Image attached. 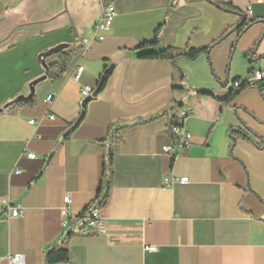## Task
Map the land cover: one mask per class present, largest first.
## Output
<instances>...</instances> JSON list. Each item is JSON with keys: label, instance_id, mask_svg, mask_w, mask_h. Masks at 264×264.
I'll return each instance as SVG.
<instances>
[{"label": "crops", "instance_id": "crops-1", "mask_svg": "<svg viewBox=\"0 0 264 264\" xmlns=\"http://www.w3.org/2000/svg\"><path fill=\"white\" fill-rule=\"evenodd\" d=\"M106 1L116 10L112 27L84 51ZM228 1L243 19L208 0H0V264L17 254L22 264H45L68 235L72 264H264V87L240 89L226 103L200 94L225 98L235 81L264 70V0ZM242 20L251 26L230 32L209 57L176 66L139 58L160 27L152 50L205 48ZM71 44L82 49L66 74L43 79L38 55ZM111 66L85 105L82 88H97ZM180 109H189L190 146L164 154ZM47 112L56 120L29 124ZM112 125L128 126L111 146L107 202L85 212L101 190L99 142ZM242 126L262 148L241 137L231 149L228 132ZM5 201L23 215L11 218ZM93 211L103 216L101 232L84 234Z\"/></svg>", "mask_w": 264, "mask_h": 264}, {"label": "trees", "instance_id": "trees-1", "mask_svg": "<svg viewBox=\"0 0 264 264\" xmlns=\"http://www.w3.org/2000/svg\"><path fill=\"white\" fill-rule=\"evenodd\" d=\"M208 1L212 5L219 8L220 10H223L227 13L240 15L242 19L244 18V15L240 13L239 10H237L228 0H208ZM251 24L252 22L246 23V21L242 20L238 25L227 30L219 39H217L216 41H214L208 47H205V48H192L190 46H187L183 49L168 47V48L158 49L157 51L152 50V49L159 48L160 46V34L162 31V27H160L155 31L153 41L143 43L137 48V51L143 52L142 54L139 55L140 59L169 60L172 62L174 66H176L179 60H186V61L192 62V61H196L201 56L209 57L211 49L216 44L221 42L230 32L238 31V37H239L251 26ZM66 46L67 48L61 51H58V52L50 53L53 49L56 48L54 47V48L45 50L38 55V58H37L38 62L41 64L45 72V76L43 77V79H48L51 82H56L60 80V78L66 74L72 61L79 55L82 49L76 46L75 44L66 45ZM146 50H152V51L144 52ZM107 77L104 83L101 85L100 89H103V87L105 86ZM263 87H264V83L260 85V88H263ZM200 94L213 97L220 102L226 103V102H230L233 99L234 95L236 94V91L232 90L230 94L226 96L225 98H217L214 95V93L207 92V91L200 92ZM34 103H35L34 97L29 98L28 100H25V101H17L16 99L12 101L10 104L6 105L4 109H7V111H15L19 108L25 107L27 105H32ZM145 122H140V123H145ZM127 126L128 125L110 126L107 130V133L104 139L99 142V144H101L102 147L104 148V153H105L104 169H103L102 180H101V190L98 193V196L96 197V199L87 206L85 212H88L90 209L94 207H95V210L102 209L106 205L108 194H105V196H102V190L106 188H110L111 179H112L113 172H114L113 171V151H112L111 146L114 140L119 139L121 131L125 129ZM228 136L232 140L231 149H233L235 140L241 137H243L244 139H247L250 142L255 143L258 148L263 147V141L254 140L253 136H256V135L252 133L245 126L231 129L228 132ZM69 238H70V235L64 238V240L60 244L53 246L46 252L45 264H72L71 259H70L69 247H68Z\"/></svg>", "mask_w": 264, "mask_h": 264}, {"label": "built area", "instance_id": "built-area-1", "mask_svg": "<svg viewBox=\"0 0 264 264\" xmlns=\"http://www.w3.org/2000/svg\"><path fill=\"white\" fill-rule=\"evenodd\" d=\"M116 16V10L112 1H106L102 3V14L100 21L95 26V34L92 39H83L82 44L84 46V51L88 50L93 43H100L105 39V33H107L113 24L114 18ZM85 67H79L71 75L72 79L76 82L81 80L82 73ZM264 83V70H255L250 73L248 78L244 81H235L232 85L233 91H238L243 88H259L260 85ZM96 88L83 87L81 94L86 99L88 97H93ZM54 96L50 95L45 100V103L50 105L53 101ZM189 115V109H180L175 115V120L171 123L169 132L173 140V145L166 146L162 148L164 154H172L174 152V146H179L181 149H187L191 143V134L185 127L186 119ZM45 120L55 121L56 117L49 112L38 119L29 120V124L38 128L43 124ZM27 157L29 159H35L36 155L34 153H28ZM180 183H188V178H183ZM66 205L70 204V196L67 195L64 199ZM4 205L9 209V216L11 218L20 217L23 215V211L20 207H11L9 201H5ZM103 224V216L100 211H93L87 220L82 232L84 234H98L101 232ZM156 247H146V251H155ZM9 264H22V255H13L6 258ZM1 261V260H0Z\"/></svg>", "mask_w": 264, "mask_h": 264}, {"label": "water", "instance_id": "water-1", "mask_svg": "<svg viewBox=\"0 0 264 264\" xmlns=\"http://www.w3.org/2000/svg\"><path fill=\"white\" fill-rule=\"evenodd\" d=\"M67 48L66 45H60L58 47H56L55 49H53L50 53H53V52H58V51H61L63 49ZM49 53V54H50ZM113 69V66H111L110 68H108L104 74V76L101 78L100 80V84H98L97 88L95 89L94 91V94H93V97H88L85 99L84 103L85 105H87V103H89L91 100H93L95 98V96L97 95V93L100 91V88H101V85L104 83L106 77L108 74H110V72L112 71ZM36 83H34L33 85H35ZM23 100V99H22ZM3 110H0V113L2 112ZM84 116V112L82 113V117Z\"/></svg>", "mask_w": 264, "mask_h": 264}, {"label": "bare ground", "instance_id": "bare-ground-1", "mask_svg": "<svg viewBox=\"0 0 264 264\" xmlns=\"http://www.w3.org/2000/svg\"><path fill=\"white\" fill-rule=\"evenodd\" d=\"M175 120V119H174Z\"/></svg>", "mask_w": 264, "mask_h": 264}]
</instances>
